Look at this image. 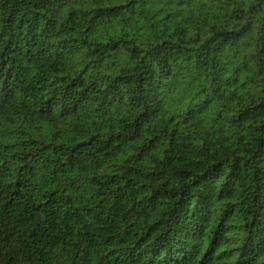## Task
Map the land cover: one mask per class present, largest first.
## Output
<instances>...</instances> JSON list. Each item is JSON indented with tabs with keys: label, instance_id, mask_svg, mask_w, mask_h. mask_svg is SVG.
Returning <instances> with one entry per match:
<instances>
[{
	"label": "trees",
	"instance_id": "obj_1",
	"mask_svg": "<svg viewBox=\"0 0 264 264\" xmlns=\"http://www.w3.org/2000/svg\"><path fill=\"white\" fill-rule=\"evenodd\" d=\"M0 264H264V0H0Z\"/></svg>",
	"mask_w": 264,
	"mask_h": 264
}]
</instances>
